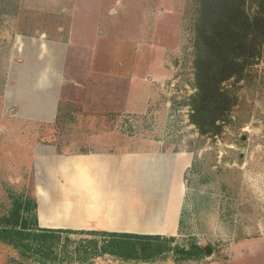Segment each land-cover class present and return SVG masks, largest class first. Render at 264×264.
I'll use <instances>...</instances> for the list:
<instances>
[{
    "label": "rangeland",
    "instance_id": "rangeland-1",
    "mask_svg": "<svg viewBox=\"0 0 264 264\" xmlns=\"http://www.w3.org/2000/svg\"><path fill=\"white\" fill-rule=\"evenodd\" d=\"M198 2L0 0V230L21 198L19 223L33 228L0 237V264H264V44L223 83L235 102L220 132L201 135ZM155 147L193 159L174 236L42 232L37 197L44 219L73 223V182L54 181L65 161L72 177L69 157Z\"/></svg>",
    "mask_w": 264,
    "mask_h": 264
},
{
    "label": "crops",
    "instance_id": "crops-1",
    "mask_svg": "<svg viewBox=\"0 0 264 264\" xmlns=\"http://www.w3.org/2000/svg\"><path fill=\"white\" fill-rule=\"evenodd\" d=\"M69 158L67 163L75 169L72 177L62 169L65 161L58 171L62 178L54 181L63 188L73 182V223L44 219L37 197L41 228L160 237L177 233L191 154L165 153L155 147L146 152L82 153Z\"/></svg>",
    "mask_w": 264,
    "mask_h": 264
},
{
    "label": "trees",
    "instance_id": "trees-1",
    "mask_svg": "<svg viewBox=\"0 0 264 264\" xmlns=\"http://www.w3.org/2000/svg\"><path fill=\"white\" fill-rule=\"evenodd\" d=\"M247 0H199L195 12V79L196 95L193 99L192 119L201 135L214 136L220 132L218 122H225L235 102L232 91L223 88L229 79L240 80L246 66L262 56L264 44V0H251L256 10L253 15L246 11ZM11 210L13 221H4L0 237L13 232L21 235V230H31L21 222L20 213L24 207L22 198ZM36 210V204L32 206ZM28 208V207H27ZM26 210V209H25ZM37 225L36 217L34 218ZM43 233L71 231L41 229ZM31 236L30 232H28ZM27 235V236H28ZM45 235L39 238L47 237ZM38 236V235H36ZM103 236L120 238L119 243L134 244L139 240H161L160 236L103 233ZM54 238V237H50ZM128 240V241H127ZM116 242V241H114ZM124 243V242H123ZM201 247L195 246L198 250ZM211 252L210 248H207Z\"/></svg>",
    "mask_w": 264,
    "mask_h": 264
}]
</instances>
